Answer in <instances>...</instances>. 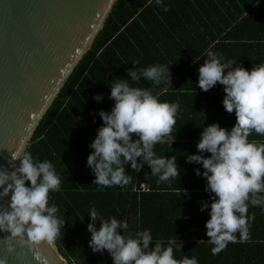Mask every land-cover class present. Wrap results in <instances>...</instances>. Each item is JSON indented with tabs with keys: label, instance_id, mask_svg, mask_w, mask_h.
I'll return each instance as SVG.
<instances>
[{
	"label": "trees",
	"instance_id": "1",
	"mask_svg": "<svg viewBox=\"0 0 264 264\" xmlns=\"http://www.w3.org/2000/svg\"><path fill=\"white\" fill-rule=\"evenodd\" d=\"M163 4L168 11L148 0L117 2L27 149L40 160L51 159L60 175L61 190L50 192L49 202H55L57 216L65 219V224L53 242L70 262L108 264L104 251L93 252L88 243L91 219L87 213L92 206L105 217L115 215L127 221L133 233L151 229L154 241L171 237L183 247L213 246L209 237L180 238L178 209L190 208L174 204L209 200L206 178L195 171L200 168L202 173L204 169L201 164L188 163L187 155L198 153L203 127L219 122L221 127L231 129L236 115L223 106L224 86L218 82L213 87L216 90H201L196 70L204 63L209 48L248 69L264 61V0H163ZM199 56L202 59L190 66ZM134 59H139L142 66L164 64L170 68L171 87L165 83L154 86L143 78L133 86L154 87L160 100L180 104L171 134L175 140L154 146L158 156H176L180 172L170 183L157 184L158 177L151 175L147 164L139 172L129 165L126 171L132 182L123 188L112 186L98 191L99 186L92 184L95 176L86 167L87 155L93 151L89 142L103 123L98 110L110 112L113 107L110 84L121 78L130 80L127 70L133 67ZM97 92L102 93L99 100L94 98ZM249 139L264 143V136L254 131ZM143 183L148 184V191L142 190ZM253 214L249 238L242 242L237 233V242H229L228 247L264 248V208L249 204L248 215ZM84 216L82 222L79 217ZM100 223L97 221V226ZM201 225L206 235L205 224Z\"/></svg>",
	"mask_w": 264,
	"mask_h": 264
},
{
	"label": "clouds",
	"instance_id": "2",
	"mask_svg": "<svg viewBox=\"0 0 264 264\" xmlns=\"http://www.w3.org/2000/svg\"><path fill=\"white\" fill-rule=\"evenodd\" d=\"M148 2L168 11L163 0ZM131 63L133 67L127 70L130 80L121 78L110 84L113 107L110 112L98 110L103 123L89 142L93 151L87 155L86 167L94 174L92 184L99 186L98 191L132 182L126 171L129 165L139 172L147 164L151 175L158 177L157 184L170 183L180 172L176 156H158L154 151L157 143L175 140L171 134L180 104L160 100L154 87L133 86L143 78L154 86L165 83L171 87L170 68L164 64L142 66L139 59ZM197 72L201 90L208 91L218 82L224 86L223 106L236 115L231 129L219 122L203 127L198 153L187 155L188 163L201 164L204 169L202 173L200 168L195 170L197 176L206 178L205 191L210 193L200 210L210 215L205 234L216 255L229 242H237V233L242 242L249 238V221L254 219V214L248 215L249 204L264 208V143L249 139L253 131L264 136V62L248 69L209 48ZM94 98L101 99L102 93H95ZM16 160L19 165L13 164L14 170L0 168V201L10 197L6 206L0 203V232L6 234L9 252L16 248L14 241L29 248L51 243L65 224L57 216L55 202H49V193L61 190V178L51 159L14 151L12 161ZM87 215L91 219L87 225L89 246L93 252L107 250L113 264H199L195 256L175 257L174 249L181 251L183 244L174 238L154 241L151 229L133 233L127 221L115 215L105 217L95 206ZM79 218L83 222L85 216ZM0 264H8L7 258L0 259Z\"/></svg>",
	"mask_w": 264,
	"mask_h": 264
},
{
	"label": "water",
	"instance_id": "3",
	"mask_svg": "<svg viewBox=\"0 0 264 264\" xmlns=\"http://www.w3.org/2000/svg\"><path fill=\"white\" fill-rule=\"evenodd\" d=\"M118 1L0 0V168L19 165L12 153L27 152ZM5 235L0 259L8 264H68L54 242L29 248L14 241L9 252Z\"/></svg>",
	"mask_w": 264,
	"mask_h": 264
},
{
	"label": "crops",
	"instance_id": "4",
	"mask_svg": "<svg viewBox=\"0 0 264 264\" xmlns=\"http://www.w3.org/2000/svg\"><path fill=\"white\" fill-rule=\"evenodd\" d=\"M201 59L202 56H199L193 61L192 64H190V66L193 67V65L199 62ZM252 64H255V62H253ZM210 90L216 89L211 88ZM203 201H208V199H195L191 204H174L177 207L182 206L190 208L188 210L178 209V214H180L181 218L178 221L180 223L179 231L183 235L180 236V238H208L207 235H204V232H202L201 230V224H206L207 219H210V215L207 211L200 210ZM162 205L166 206V204ZM166 212L171 213L172 211ZM161 215L162 214L160 213V216ZM152 217L153 219H155L156 216L154 215V213L152 214ZM212 247L213 246L182 247V252L175 251L174 249V255L177 259L182 258L184 255H187L189 257L195 256L198 259L199 264H264V248L226 246V248L220 253L213 255L211 252Z\"/></svg>",
	"mask_w": 264,
	"mask_h": 264
},
{
	"label": "rangeland",
	"instance_id": "5",
	"mask_svg": "<svg viewBox=\"0 0 264 264\" xmlns=\"http://www.w3.org/2000/svg\"><path fill=\"white\" fill-rule=\"evenodd\" d=\"M90 240V239H89ZM104 256L107 258V261L110 263V264H113V259H112V257H111V255H110V253L107 251V250H104ZM66 263H68V264H77V261H72L71 263H70V261H68V260H66Z\"/></svg>",
	"mask_w": 264,
	"mask_h": 264
},
{
	"label": "built area",
	"instance_id": "6",
	"mask_svg": "<svg viewBox=\"0 0 264 264\" xmlns=\"http://www.w3.org/2000/svg\"><path fill=\"white\" fill-rule=\"evenodd\" d=\"M142 190H147V191L149 190V186L147 183L142 184Z\"/></svg>",
	"mask_w": 264,
	"mask_h": 264
},
{
	"label": "flooded vegetation",
	"instance_id": "7",
	"mask_svg": "<svg viewBox=\"0 0 264 264\" xmlns=\"http://www.w3.org/2000/svg\"><path fill=\"white\" fill-rule=\"evenodd\" d=\"M108 264H110V263L108 262Z\"/></svg>",
	"mask_w": 264,
	"mask_h": 264
}]
</instances>
